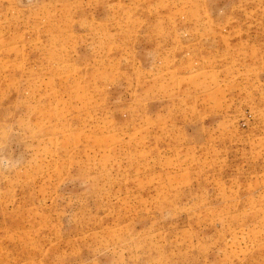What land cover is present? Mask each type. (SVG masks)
Instances as JSON below:
<instances>
[{"label": "rangeland", "instance_id": "obj_1", "mask_svg": "<svg viewBox=\"0 0 264 264\" xmlns=\"http://www.w3.org/2000/svg\"><path fill=\"white\" fill-rule=\"evenodd\" d=\"M0 264H264V0H0Z\"/></svg>", "mask_w": 264, "mask_h": 264}]
</instances>
